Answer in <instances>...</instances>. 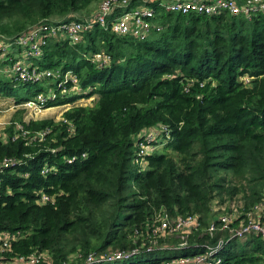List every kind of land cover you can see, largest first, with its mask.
I'll list each match as a JSON object with an SVG mask.
<instances>
[{
    "label": "trees",
    "instance_id": "obj_1",
    "mask_svg": "<svg viewBox=\"0 0 264 264\" xmlns=\"http://www.w3.org/2000/svg\"><path fill=\"white\" fill-rule=\"evenodd\" d=\"M100 1L0 0V37L86 20ZM159 19L162 27L143 39L95 25L78 42L41 44L33 62L72 71L79 90L47 102L67 104L59 121L19 117L0 132V235H11L7 246L0 239V264H25L19 257L34 253L43 254L34 264H164L221 235L215 264H264L261 233L207 230L220 227V213H236V226L251 211L264 225V9L162 10ZM101 50L110 55L103 65L92 60ZM17 83L28 93L14 103L44 89L0 75V96L15 95ZM87 97L93 102L77 101ZM145 132L154 147L142 155ZM162 211L195 212L200 222L155 236Z\"/></svg>",
    "mask_w": 264,
    "mask_h": 264
},
{
    "label": "built area",
    "instance_id": "obj_2",
    "mask_svg": "<svg viewBox=\"0 0 264 264\" xmlns=\"http://www.w3.org/2000/svg\"><path fill=\"white\" fill-rule=\"evenodd\" d=\"M121 7L122 11L114 14L115 8ZM124 7H127L123 10ZM264 9V0H139L136 3H130V0H101L95 10L86 20L54 21L46 23H36L24 32L13 38L0 37V75L19 82L35 83L41 82L44 89L28 96L22 103L18 104L24 108H32L34 111H42L50 100L57 101V98L64 94H70L79 90L78 78L68 70L61 72L60 67L47 68L33 62V58L42 53L41 44H44L47 37L52 34L60 33L62 37L69 39L71 43L78 42L82 33L95 25L110 29L119 35H133L139 39L145 38L152 29L159 30L162 24L159 23V13L162 10L188 14H215L221 11H228L231 14H251L254 10ZM110 55L105 54L103 50L95 52L92 60L99 65L109 62ZM68 81L71 86H67ZM58 105V104H55ZM52 105V106H55ZM65 107L67 104H64ZM27 106V107H25ZM66 109V108H65ZM0 106V112L3 111ZM16 128L23 129L17 122ZM25 132V131H23ZM44 132H37L39 137H43ZM6 135L3 134V137ZM154 134L145 132V141L140 143L139 153L144 155L154 147L151 143ZM11 159H6L3 164L7 165ZM42 201L48 200V196L42 195ZM264 201L259 204L262 207ZM238 215L220 213V227H215L211 223L208 227L210 235L215 230L227 231L230 236L245 237L252 232H258L264 235V225L248 211L240 223L236 226L232 224ZM248 220L245 222V218ZM198 213H188L186 215L170 216L167 212L158 213L155 224L152 225V234L160 236L171 232H191L199 224ZM11 235L3 233L0 235L2 245L7 246ZM181 244L186 242L184 235H181ZM225 242L221 235L215 244L207 243L205 248L199 252L188 256H180L164 264H215L220 262L217 253ZM178 246H173L176 248ZM168 248V247H167ZM149 249V248H148ZM133 252H113L105 256L108 260H117L119 258L129 257ZM43 254L34 253L29 257L20 256L18 261L25 264H34ZM90 260V258L88 259Z\"/></svg>",
    "mask_w": 264,
    "mask_h": 264
},
{
    "label": "rangeland",
    "instance_id": "obj_3",
    "mask_svg": "<svg viewBox=\"0 0 264 264\" xmlns=\"http://www.w3.org/2000/svg\"><path fill=\"white\" fill-rule=\"evenodd\" d=\"M159 23L162 24L161 21H159ZM59 34L60 33L52 34L51 37L53 39L55 38L60 39L62 35H64V34L62 35H59ZM51 68H54V67H51ZM14 87H15V92H16L15 95L0 96V106L2 107V109H4L3 111L0 112V132L2 134L6 135L7 127L11 124L12 121L18 120L19 117H22L23 120H27L29 118L39 119V118H45V117H53L56 121H59L61 119V114L65 110L64 104H58L55 106L47 107L39 112L34 111L32 108L27 109L28 108L27 106H25L27 108H24L23 106L18 105V104L13 105L15 101L14 99L15 96L24 97L28 93L27 92L28 86L22 85L21 83H17V84H14ZM77 101L89 104L93 102V97L82 98ZM119 259H124V258H119Z\"/></svg>",
    "mask_w": 264,
    "mask_h": 264
}]
</instances>
